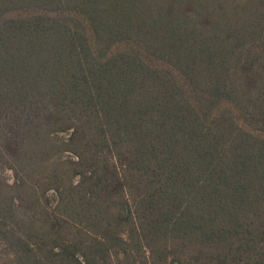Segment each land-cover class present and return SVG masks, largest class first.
Instances as JSON below:
<instances>
[{"label": "trees", "instance_id": "trees-1", "mask_svg": "<svg viewBox=\"0 0 264 264\" xmlns=\"http://www.w3.org/2000/svg\"><path fill=\"white\" fill-rule=\"evenodd\" d=\"M0 246L264 264V0H0Z\"/></svg>", "mask_w": 264, "mask_h": 264}, {"label": "rangeland", "instance_id": "rangeland-1", "mask_svg": "<svg viewBox=\"0 0 264 264\" xmlns=\"http://www.w3.org/2000/svg\"><path fill=\"white\" fill-rule=\"evenodd\" d=\"M3 177H4L5 179H8L10 182L12 181V176H11V172H10V171L4 173ZM1 249H2V246H0V251H1ZM1 259H2V258H1V253H0V260H1Z\"/></svg>", "mask_w": 264, "mask_h": 264}]
</instances>
